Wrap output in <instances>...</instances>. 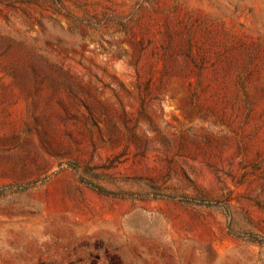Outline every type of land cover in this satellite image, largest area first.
<instances>
[{"label":"rangeland","instance_id":"rangeland-1","mask_svg":"<svg viewBox=\"0 0 264 264\" xmlns=\"http://www.w3.org/2000/svg\"><path fill=\"white\" fill-rule=\"evenodd\" d=\"M0 264H264V0H0Z\"/></svg>","mask_w":264,"mask_h":264}]
</instances>
